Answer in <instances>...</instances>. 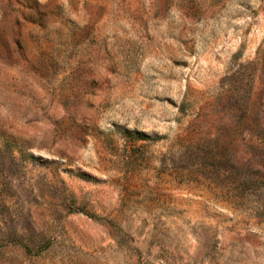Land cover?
<instances>
[{
  "label": "rangeland",
  "instance_id": "1",
  "mask_svg": "<svg viewBox=\"0 0 264 264\" xmlns=\"http://www.w3.org/2000/svg\"><path fill=\"white\" fill-rule=\"evenodd\" d=\"M0 264H264V0H0Z\"/></svg>",
  "mask_w": 264,
  "mask_h": 264
}]
</instances>
